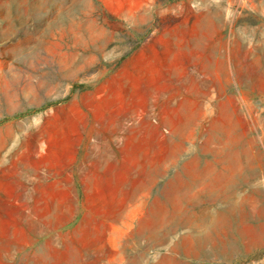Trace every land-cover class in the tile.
Masks as SVG:
<instances>
[{
  "label": "rangeland",
  "instance_id": "rangeland-1",
  "mask_svg": "<svg viewBox=\"0 0 264 264\" xmlns=\"http://www.w3.org/2000/svg\"><path fill=\"white\" fill-rule=\"evenodd\" d=\"M248 6L264 8V0H0V183L4 171L58 173L60 165L35 161L69 155L58 145L62 119L121 118L125 128H140L141 155L145 151L148 162L163 154L164 170L147 164V172L156 168L163 175L148 184L156 183L145 203L132 201L138 220L125 229L128 249H147L146 264H264V176L255 189L259 203L236 207L252 196V139L264 150V89L252 92L248 75L240 93L234 77L235 25ZM257 16L256 23L264 22V14ZM172 43L196 62L179 78L182 86L173 84L148 111L154 129L148 137L142 117L130 115L128 101L117 99L132 96L131 82L148 78L140 74L138 59L156 49L164 58ZM258 64L264 68V60ZM122 136L111 139L120 143ZM241 145L245 179L233 155ZM228 149L232 168L222 163L221 152ZM259 162L264 165V154ZM232 170L236 181L232 177L226 185L224 172ZM172 180L185 199L164 206ZM187 180L192 189L184 186ZM154 209L162 212L156 243L148 217ZM170 220L173 228L165 232Z\"/></svg>",
  "mask_w": 264,
  "mask_h": 264
},
{
  "label": "crops",
  "instance_id": "crops-1",
  "mask_svg": "<svg viewBox=\"0 0 264 264\" xmlns=\"http://www.w3.org/2000/svg\"><path fill=\"white\" fill-rule=\"evenodd\" d=\"M258 14H264L263 7L248 6L241 11L240 21L235 25L234 77L240 93L243 79L248 75L252 92L264 89V77L260 74L264 68L258 64L264 60V22H255ZM248 62L255 65L249 67ZM60 122L63 127L58 145L69 155H60L53 161L45 158L35 161L60 165L57 174L3 173L0 264H146L147 249H128L125 229L129 222L138 220L132 213V201L145 203L148 191L156 184L148 185L158 172L156 168L147 172V164H158L159 172L164 173L163 154L148 162L145 151L141 155L140 128H125L121 118L62 119ZM121 134L120 143L111 139ZM93 136L98 139L96 143L89 140ZM251 142L256 158L255 162L251 160L249 170L252 196L242 197L236 205L239 209H245L246 205L252 209L254 203H259L255 189H259L260 174L264 176V165L259 162L264 150L257 137ZM133 146L137 151H131ZM230 152V149L221 152L222 163L232 168ZM244 152V145L233 151L241 178L244 177L241 173ZM131 154L135 156L134 161ZM224 175L226 185L233 183L232 177L236 181V171L224 172ZM25 176L33 181L28 184ZM175 181L172 180L171 191L164 195L166 204L161 200V206L173 205V201L179 204L185 199ZM184 186L192 189L193 183L187 180ZM160 212L154 209L148 213L155 225V234L151 236L154 243ZM172 226L170 220L165 232H170Z\"/></svg>",
  "mask_w": 264,
  "mask_h": 264
},
{
  "label": "bare ground",
  "instance_id": "bare-ground-1",
  "mask_svg": "<svg viewBox=\"0 0 264 264\" xmlns=\"http://www.w3.org/2000/svg\"><path fill=\"white\" fill-rule=\"evenodd\" d=\"M174 32V31H173ZM170 32V33H173ZM175 32L174 35H176ZM172 35V37H174ZM182 35V33H181ZM169 36V34H168ZM177 37V36H176ZM194 37V36H193ZM182 39V38H181ZM170 40V39H169ZM171 42V41H170ZM182 42V41H181ZM186 42V41H185ZM167 45V43L165 44ZM153 46V45H152ZM196 46V45H195ZM164 47V46H163ZM167 47V46H166ZM165 47V48H166ZM198 47V46H197ZM168 48V47H167ZM154 49V48H153ZM161 49V48H160ZM164 49V48H163ZM151 50V48H150ZM149 50V51H150ZM157 50V49H156ZM156 50L150 51L148 53V56L142 55L138 61L142 62L144 65V68L142 69V72L140 73L142 76L148 77L145 80H139L136 82H131V86L129 91H131L132 96L119 98L117 99L118 102L124 104L127 101V112L130 115H139L142 117L141 122L139 119V123H141V126L144 127V130H148V137L152 136L153 132L150 129V124L146 121L147 116H148V111L153 110L156 108L157 102L160 101L161 97H163L164 92H167L173 84H176L178 88H180L182 85L181 81L179 78L185 77L188 74L187 67L191 64L196 62V57H193L191 54H183L182 49L179 44L172 43V48L170 49L168 55L166 54L164 58H161L159 56V52ZM167 51V50H166ZM193 51V50H192ZM196 51V50H195ZM168 52V51H167ZM164 52H162L163 54ZM192 53V52H191ZM161 55V54H160ZM191 55V56H190ZM188 64V65H187ZM124 72V71H123ZM125 73V72H124ZM133 73V72H132ZM121 74V73H120ZM125 75V74H122ZM126 76V75H125ZM164 77H168L170 82L168 83L163 82L161 79ZM128 78V76H127ZM133 78V77H132ZM156 78H159V80H156ZM126 79V78H125ZM135 79V76H134ZM131 81V77L129 76V79ZM184 80V79H183ZM159 82V83H157ZM190 82V81H189ZM113 83V82H112ZM130 83V82H129ZM114 84V83H113ZM156 84V85H155ZM111 87V86H110ZM116 88V87H115ZM173 88V87H172ZM118 89V87H117ZM196 89V88H195ZM174 90V89H173ZM179 91V90H178ZM119 92V91H118ZM116 94V93H115ZM120 94V93H119ZM118 94V95H119ZM123 94V93H122ZM176 91L170 92L167 94L166 98H168V104L170 103L169 101L172 102L173 98L176 97ZM122 96V95H121ZM123 97V96H122ZM127 99V100H126ZM113 100V99H112ZM116 101V100H115ZM114 101H112L113 103ZM166 102V101H165ZM160 103V102H159ZM173 103V102H172ZM163 106V105H162ZM99 107V106H98ZM124 107V106H123ZM164 107V106H163ZM170 108H172L170 106ZM175 108V107H174ZM108 109V108H107ZM106 109V110H107ZM164 109V108H163ZM177 109V108H176ZM165 110V109H164ZM172 111V110H171ZM181 111V110H179ZM162 112V110H161ZM165 112V111H164ZM182 112V111H181ZM104 113V112H103ZM167 113V112H166ZM127 114V115H129ZM163 114V113H162ZM161 114L162 118L163 115ZM174 115L179 116L178 110H176ZM184 114V112L182 113ZM103 115V114H102ZM166 117L168 115H165ZM185 116V115H184ZM133 117V116H132ZM165 117V118H166ZM172 116L169 115V118ZM180 118V117H178ZM100 119V118H99ZM168 119V118H166ZM182 119V118H181ZM169 120V119H168ZM174 121V120H173ZM164 122H169V121H164ZM179 122V121H178ZM173 123V122H172ZM171 123V124H172ZM137 125V124H136ZM140 126V125H139ZM131 128V127H130ZM150 140H146L144 145H147V143ZM151 145V144H149ZM147 145V147L149 146ZM146 148V147H145ZM149 148V147H148ZM150 149V148H149ZM148 150V149H147Z\"/></svg>",
  "mask_w": 264,
  "mask_h": 264
}]
</instances>
